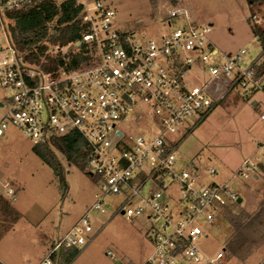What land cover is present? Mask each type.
<instances>
[{"label": "built area", "instance_id": "1", "mask_svg": "<svg viewBox=\"0 0 264 264\" xmlns=\"http://www.w3.org/2000/svg\"><path fill=\"white\" fill-rule=\"evenodd\" d=\"M33 1L0 0V83L13 91L0 137L9 124L34 144L76 132L86 144V171L100 181L94 204L39 264H54L62 249L84 245L92 213L109 206L128 221L142 216L150 222L153 250L143 264H225L224 249L209 254L198 241L208 236L203 224H218L238 195L227 183L204 184L196 168L180 169V144L190 121L202 122L217 102L208 90L212 81L232 75L230 90L264 91V76L254 69L261 56L246 65L245 49L221 50L210 39L211 24L196 22L184 8L170 9L168 32L136 38L114 26L116 11L107 0H74L79 35L47 41L44 54L35 56L18 48L10 33V12ZM194 68L208 80L191 84ZM133 123L144 124L142 132ZM259 163L245 159L235 174L247 177ZM2 186L16 202V186L8 180Z\"/></svg>", "mask_w": 264, "mask_h": 264}, {"label": "rangeland", "instance_id": "2", "mask_svg": "<svg viewBox=\"0 0 264 264\" xmlns=\"http://www.w3.org/2000/svg\"><path fill=\"white\" fill-rule=\"evenodd\" d=\"M107 2L116 11L114 26L134 34L136 38H150L157 32H168V12L173 8H184L196 22L211 24L210 39L221 50L235 53L245 49L246 65L260 56V60L264 59V48L255 32L256 29L264 30V0ZM177 22L172 19V28ZM193 78L191 84L200 85L208 80V75L194 68ZM230 78L232 75L209 84V93L217 102L202 122L193 126L196 119L190 121L191 130L180 144L184 156L179 157L178 167L198 169L206 185L227 183L242 199L238 202L237 198V204L232 205L253 212L264 197V175L259 166L252 167L247 177L235 172L245 159L251 158L255 164L264 163V120L261 119L264 114V91L260 89L246 94L241 85L230 90ZM12 94L10 88L0 83V119L8 108ZM143 127L144 124L133 123L136 131L142 132ZM33 145L34 142L22 129L9 124L4 136L0 137V193L7 180L16 186L18 200L13 205L25 218L16 226L18 236L14 238L30 240L34 246L19 248L15 243L12 245H16L21 253L30 254V264H39L54 242L67 234L94 204L100 181L97 176L92 177L68 164L58 153L64 169L65 190L54 169L33 151ZM210 167H215L217 173L209 174L207 169ZM255 173L259 174V180L254 177ZM3 219L0 216V229ZM91 224L93 230L87 242L78 248L69 262L64 260V264H143L153 250L151 224L145 217L128 221L122 214H114L109 206L106 213H92ZM203 227L208 236L200 238V248L209 254L222 251L231 230L226 218L214 226L203 224ZM109 251L112 256L108 255ZM62 253L63 249L59 254ZM260 254H264V243L244 263L230 259L225 264H255Z\"/></svg>", "mask_w": 264, "mask_h": 264}, {"label": "trees", "instance_id": "3", "mask_svg": "<svg viewBox=\"0 0 264 264\" xmlns=\"http://www.w3.org/2000/svg\"><path fill=\"white\" fill-rule=\"evenodd\" d=\"M77 13L78 9H75L74 0L60 5L53 0H35L10 12L13 18V24L10 25L12 42L22 50L31 51L35 56L42 55L47 49V41L59 38L65 42L79 35L78 21H75ZM255 32L264 48V30L256 29ZM50 59L54 60V58ZM76 63L78 60L73 59L72 64ZM46 68L48 69L47 66ZM254 69L258 76H264V59L261 58L259 63L254 65ZM33 151L54 169L65 190L67 185L64 169L57 157L58 153L68 164L87 172L86 144L82 136L76 132L62 137H54L48 143L34 144ZM258 166L264 175V163L260 162ZM234 203L237 204L236 201ZM235 204L227 205L222 210L221 219L226 218L231 226L230 233L224 243L225 261L237 259L244 263L264 243V197L253 212H248L243 208L238 209V207H234ZM0 216L4 217L0 229L1 239L21 217L19 210L3 192L0 193ZM78 248H64L63 255L58 253L53 256L54 264L69 262L78 252ZM67 252L70 254L66 255Z\"/></svg>", "mask_w": 264, "mask_h": 264}, {"label": "crops", "instance_id": "4", "mask_svg": "<svg viewBox=\"0 0 264 264\" xmlns=\"http://www.w3.org/2000/svg\"><path fill=\"white\" fill-rule=\"evenodd\" d=\"M254 105H257V102H254ZM254 177L256 179H260L259 174L255 173ZM239 199V198H238ZM242 201V199H241ZM17 208V207H16ZM18 209V208H17ZM19 210V209H18ZM21 213L20 219L13 225V227L0 239V264H30V254L27 253H21V250L17 249L16 247H32L34 246V243L30 240L21 241L22 239L18 238L15 239L14 236H18L16 226H18L19 222L25 218L24 214L19 210ZM20 232V231H19ZM12 234V235H11ZM12 236V237H6V236ZM6 241V243H3ZM11 243V244H10ZM12 243L17 244L15 247L12 245ZM5 244V245H4ZM258 259L256 257V263L255 264H264V254L258 255Z\"/></svg>", "mask_w": 264, "mask_h": 264}, {"label": "water", "instance_id": "5", "mask_svg": "<svg viewBox=\"0 0 264 264\" xmlns=\"http://www.w3.org/2000/svg\"><path fill=\"white\" fill-rule=\"evenodd\" d=\"M89 175H91V176H92V174H91V173H89ZM238 202H241V198H239V199H238Z\"/></svg>", "mask_w": 264, "mask_h": 264}]
</instances>
